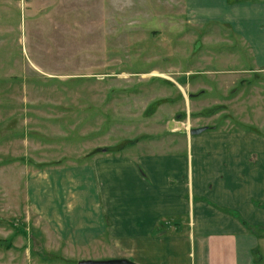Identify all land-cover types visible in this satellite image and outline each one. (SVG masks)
Returning a JSON list of instances; mask_svg holds the SVG:
<instances>
[{"label":"rangeland","instance_id":"1","mask_svg":"<svg viewBox=\"0 0 264 264\" xmlns=\"http://www.w3.org/2000/svg\"><path fill=\"white\" fill-rule=\"evenodd\" d=\"M193 22L182 0H0V264L128 259L87 176L97 157L264 132V72Z\"/></svg>","mask_w":264,"mask_h":264},{"label":"crops","instance_id":"2","mask_svg":"<svg viewBox=\"0 0 264 264\" xmlns=\"http://www.w3.org/2000/svg\"><path fill=\"white\" fill-rule=\"evenodd\" d=\"M182 1L194 25L225 29L264 72V0ZM153 147L166 152L97 157L87 175L113 245L136 264H264V132L188 131Z\"/></svg>","mask_w":264,"mask_h":264},{"label":"water","instance_id":"3","mask_svg":"<svg viewBox=\"0 0 264 264\" xmlns=\"http://www.w3.org/2000/svg\"><path fill=\"white\" fill-rule=\"evenodd\" d=\"M206 131V127L194 128L189 131L191 136H197ZM78 264H136L125 258L108 259V260H82Z\"/></svg>","mask_w":264,"mask_h":264}]
</instances>
